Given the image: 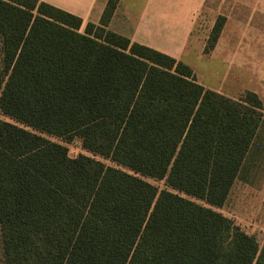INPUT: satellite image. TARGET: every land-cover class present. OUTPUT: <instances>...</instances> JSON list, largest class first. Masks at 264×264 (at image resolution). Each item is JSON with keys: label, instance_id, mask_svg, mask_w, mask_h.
<instances>
[{"label": "trees", "instance_id": "1", "mask_svg": "<svg viewBox=\"0 0 264 264\" xmlns=\"http://www.w3.org/2000/svg\"><path fill=\"white\" fill-rule=\"evenodd\" d=\"M118 3L81 30L0 0V264H264V241L215 210L264 169L261 99L108 30Z\"/></svg>", "mask_w": 264, "mask_h": 264}, {"label": "crops", "instance_id": "2", "mask_svg": "<svg viewBox=\"0 0 264 264\" xmlns=\"http://www.w3.org/2000/svg\"><path fill=\"white\" fill-rule=\"evenodd\" d=\"M39 1L78 16L83 30L87 23L99 24L108 0ZM122 5L119 0L108 30L181 62L192 42L196 59L207 63V77L217 79L202 84L194 65L185 62L198 83L232 99L251 91L261 99L264 113V0H142L134 18H118ZM213 5L225 23L214 48L204 52L208 35L194 40L193 30L202 9Z\"/></svg>", "mask_w": 264, "mask_h": 264}, {"label": "rangeland", "instance_id": "3", "mask_svg": "<svg viewBox=\"0 0 264 264\" xmlns=\"http://www.w3.org/2000/svg\"><path fill=\"white\" fill-rule=\"evenodd\" d=\"M142 0H123V5L118 13L119 17L131 16L134 18ZM212 6V5H211ZM214 7V8H213ZM202 9L193 30L194 40L209 36L213 25L217 19V9L215 5ZM219 17V16H218ZM198 39V40H199ZM206 46V44H205ZM195 45L189 44L184 54L185 62L194 65L198 80L206 85L207 81L215 82L217 79H210L206 75L207 63L205 59H196ZM191 60V61H190ZM183 62V63H185ZM250 78H247V83ZM0 118L8 120L0 113ZM51 140L64 145L68 149L70 156L75 157L80 153L85 154L81 147V142L78 138L70 142L54 139ZM249 182L237 180L229 193L225 204L221 208L215 209L224 216L232 219L236 225H239L246 233L253 235L258 244L261 245L264 241V169L263 167L251 171ZM149 182L157 186L159 189L164 187L163 181H154L148 179Z\"/></svg>", "mask_w": 264, "mask_h": 264}]
</instances>
